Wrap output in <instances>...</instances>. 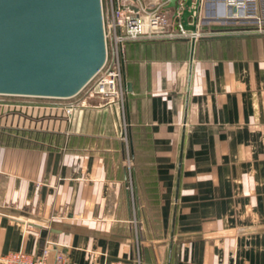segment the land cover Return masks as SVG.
<instances>
[{"label": "crops", "instance_id": "0c3cea01", "mask_svg": "<svg viewBox=\"0 0 264 264\" xmlns=\"http://www.w3.org/2000/svg\"><path fill=\"white\" fill-rule=\"evenodd\" d=\"M197 2L195 39L125 44L123 102L0 131V254L264 264V0Z\"/></svg>", "mask_w": 264, "mask_h": 264}, {"label": "water", "instance_id": "95a60500", "mask_svg": "<svg viewBox=\"0 0 264 264\" xmlns=\"http://www.w3.org/2000/svg\"><path fill=\"white\" fill-rule=\"evenodd\" d=\"M161 1L173 16L191 7ZM105 58L101 0H0V94L72 97Z\"/></svg>", "mask_w": 264, "mask_h": 264}, {"label": "built area", "instance_id": "2783aa9c", "mask_svg": "<svg viewBox=\"0 0 264 264\" xmlns=\"http://www.w3.org/2000/svg\"><path fill=\"white\" fill-rule=\"evenodd\" d=\"M229 3L244 10L241 15L255 17L250 11L249 0H229ZM164 4L162 1L148 5L143 0H101L106 58L102 67L74 96L57 98L69 99L62 107L68 118L72 116L74 110L88 104L94 98L123 102L126 95L123 78L124 46L127 42L163 37L195 39L200 35L197 31H188L181 22L172 25L167 11L164 10ZM260 22L258 20V24ZM257 30L262 32L264 29ZM52 251L50 243L44 245L37 255L24 250L11 251L0 254V264H68L64 254Z\"/></svg>", "mask_w": 264, "mask_h": 264}, {"label": "rangeland", "instance_id": "374dc122", "mask_svg": "<svg viewBox=\"0 0 264 264\" xmlns=\"http://www.w3.org/2000/svg\"><path fill=\"white\" fill-rule=\"evenodd\" d=\"M68 100L0 94V131L6 134L28 132L23 128L28 129L31 126L34 129L35 121L65 117L62 107ZM17 122L19 125H16ZM41 127L37 124L39 134ZM129 191L133 193L132 188Z\"/></svg>", "mask_w": 264, "mask_h": 264}]
</instances>
